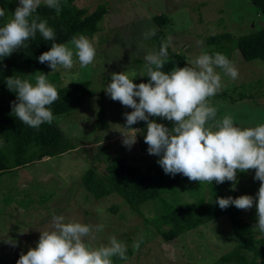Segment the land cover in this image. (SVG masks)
<instances>
[{"label": "rangeland", "instance_id": "1", "mask_svg": "<svg viewBox=\"0 0 264 264\" xmlns=\"http://www.w3.org/2000/svg\"><path fill=\"white\" fill-rule=\"evenodd\" d=\"M61 3H71L86 13L105 4L107 12L98 23L99 29L91 36L84 35L93 41L97 55L94 66L81 68L74 57L71 70L52 73L48 67L44 73L49 74L50 83L62 87L67 95L69 113L56 116L55 121L71 148L0 175V264H17L22 253L36 247L40 231L50 228L53 214L65 216L66 221L102 224L103 231L95 233L92 245L98 247L107 244L110 237H117L132 250V255L121 264H213L240 239L225 215L193 230L173 229L161 213L160 199L143 204L136 212L116 193L95 199L82 186L81 176L92 164L99 173H106V164L112 156H123L127 163L139 167H145L155 156L148 153L144 142L147 134L144 121L132 125L140 129L134 133L137 142L131 148L123 144L124 113L133 109L113 101L104 90L112 73L127 71L134 83L148 82L149 78L143 76L145 56L155 51L156 43L152 36L145 39L144 34L156 30L153 15L166 13L172 18L174 23L167 25L165 40L170 38V47L177 52L188 50V62L202 54L201 38L212 33L238 36L255 31L263 23L261 15L249 0H61ZM17 6L15 0L14 11ZM60 15L65 16L62 10ZM217 52L222 53L221 49L207 51ZM230 61L238 68L239 77L232 80L221 72L225 87L212 98L213 105L222 106L224 114L231 113L239 127L264 124V63L260 59L243 60L237 49L232 51ZM29 79L35 82V77ZM253 91L254 99L238 100L240 92L247 95ZM150 119L169 128L173 126L159 117ZM254 177V169L238 173L231 191L218 195L238 198L247 194L256 198L261 182ZM186 185L198 184L191 181ZM201 190L206 196L211 192L207 182ZM192 192L190 188L187 192L163 194L162 198L168 204H179L193 200ZM239 213L257 237L264 235L255 227V204L250 210L239 209ZM136 242H140L138 250L133 248Z\"/></svg>", "mask_w": 264, "mask_h": 264}, {"label": "clouds", "instance_id": "2", "mask_svg": "<svg viewBox=\"0 0 264 264\" xmlns=\"http://www.w3.org/2000/svg\"><path fill=\"white\" fill-rule=\"evenodd\" d=\"M42 3L60 14L61 0H18L12 18L0 26V59L27 47L26 41L34 39L37 32L45 41H55V31L48 21L35 15ZM4 16L5 9L0 8V18ZM155 31L146 32L145 39L155 35ZM171 43L169 38L162 42L158 52L145 56L146 75L143 76L149 78L148 82L134 83L127 71L112 73L111 82L104 89L113 101L133 109L124 113L123 144L131 148L137 142L134 133L140 129L132 125L144 121L148 153L160 157L158 164L165 174H182L201 184L228 181L235 185L238 173L254 169V179L261 182L256 198L246 194L238 198L219 197L215 202L221 209L235 206L240 210H250L255 204V227L264 233V124L239 127L231 113L217 118L218 109L212 103V98L225 87L221 72L236 80L239 70L225 54L205 52L190 60L187 66L165 72L162 69L169 62ZM96 55L93 41L80 35L69 43L53 42L38 60L47 63L54 73L60 69L71 70L74 57L81 68L94 66ZM37 73L40 74L34 75V83L16 75L7 77L6 84L17 94L12 113L23 124L39 129L42 124L53 123L56 117L50 106L60 99V94L57 86L49 82V74ZM151 117L172 122L173 126L169 128ZM103 228L102 224L66 221L65 216L53 214L50 228L40 231L36 247L22 253L17 264H115L114 258L126 261L127 245L115 236L107 244L92 245L95 233ZM139 247L140 242L133 244L134 250Z\"/></svg>", "mask_w": 264, "mask_h": 264}, {"label": "trees", "instance_id": "3", "mask_svg": "<svg viewBox=\"0 0 264 264\" xmlns=\"http://www.w3.org/2000/svg\"><path fill=\"white\" fill-rule=\"evenodd\" d=\"M249 2L261 15L262 25L255 31L238 36H233L231 33H212L203 37L199 39L203 44L200 45L201 48L199 47L202 53L212 49H221L222 54L230 60L232 51L237 49L243 60L260 59L264 63V0H249ZM14 6L15 0H0V8L5 9V16L0 18V26H3L9 19L8 17L14 13ZM61 10L65 16L57 15L55 9H50L42 3L35 13L41 19H46L49 26L54 29L55 41H45L37 32L34 39L26 41L27 47L14 51L9 57L0 59V135L2 140L0 143V175L11 169L41 160L43 157L62 154L71 148L55 119L51 125L45 123L39 129L29 127L19 121L12 113V102L17 100V94L10 91L6 84L7 77L17 75L29 79L28 75L34 77L35 74H40L37 72L44 74L49 65L40 63L38 58L50 50L53 42L67 43L74 36L85 34L91 36L99 29L98 23L107 12L105 4H100L92 12L86 13L85 10L76 8L71 3L67 5L61 3ZM152 21L157 26L155 35H152V41L156 43L153 44L155 45L153 52H158L162 42L165 41L167 25L170 23L173 26L174 21L166 13L153 15ZM190 47L193 48V46ZM187 52L188 50L177 52L169 46V62L162 70L170 72L174 67L187 66ZM26 70L31 72L28 73ZM251 85L248 84V87ZM257 86L261 85L257 83ZM58 91L60 99L50 106L55 117L69 113L65 90L60 87ZM255 97L254 91L247 95L242 92L238 94V100ZM217 109V118L225 115L222 106L218 105ZM159 159L160 157L154 156L145 164V167H139L127 163L123 156H112L111 161L106 164V173H99L97 166L92 164L82 173L81 184L95 199L112 193L118 194L136 212L140 211L143 204L160 199L163 204L161 213L166 215V220H169L167 222L173 226V229L193 230L225 215L240 239L234 247L220 255L213 264H264V235L257 237L250 223L240 216L239 209L235 206L221 209L215 202L220 197L218 195L220 192L231 191L229 188L233 182L207 183L211 192L206 196L201 190L203 184L199 181H195L198 184L196 187H189L186 183L191 181L182 174L175 176L165 174L158 164ZM188 188H193V194H190L193 200L189 202L168 204V201L162 198L163 194L187 192ZM131 255L132 250L127 247L128 258ZM114 259L115 264L125 261Z\"/></svg>", "mask_w": 264, "mask_h": 264}]
</instances>
